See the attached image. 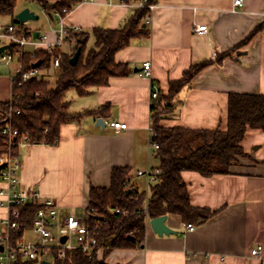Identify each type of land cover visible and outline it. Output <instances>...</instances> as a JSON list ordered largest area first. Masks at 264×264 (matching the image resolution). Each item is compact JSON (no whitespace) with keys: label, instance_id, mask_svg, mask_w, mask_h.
Returning a JSON list of instances; mask_svg holds the SVG:
<instances>
[{"label":"crops","instance_id":"crops-1","mask_svg":"<svg viewBox=\"0 0 264 264\" xmlns=\"http://www.w3.org/2000/svg\"><path fill=\"white\" fill-rule=\"evenodd\" d=\"M139 1L84 0L62 16V23L85 32L121 28L135 14ZM152 4L142 21L149 35L133 37L115 53L117 62L128 65L129 74L112 76L107 85L91 88L85 95L70 88L75 90L70 99L68 89V110L85 114L80 121L61 126L56 145L19 144L20 185L38 190L41 200L52 199L60 222L70 213L86 218L91 187H109L115 167L128 169L129 184L148 191L147 180L138 171L159 166L148 140L151 94L155 89L168 94L170 82L183 78L193 63L212 61L172 101L171 112L161 120L165 127L225 130L230 92L264 95V0H244L240 8H234L233 0H154ZM49 17L56 24L33 33L54 41L60 19ZM196 23L206 24L208 32L196 34ZM90 39L93 46L94 38ZM70 47L61 45L64 52ZM235 47L231 55L217 59ZM41 49L28 44L23 50ZM19 60L16 55L10 64H0L1 103L13 99ZM146 61L152 64L150 78L137 75ZM51 68L59 71L50 64L39 69L38 76L47 80ZM99 117L104 126L97 124ZM112 121L125 122L127 128L116 129ZM242 146L248 156L237 159L229 174L182 173L191 204L216 210L211 218L188 230L180 216L167 215L166 223L176 233L159 236L146 215L141 246L100 249L98 258L107 264H264V131L248 128ZM6 211L0 208V217ZM258 245L263 247L262 255H251Z\"/></svg>","mask_w":264,"mask_h":264},{"label":"trees","instance_id":"trees-1","mask_svg":"<svg viewBox=\"0 0 264 264\" xmlns=\"http://www.w3.org/2000/svg\"><path fill=\"white\" fill-rule=\"evenodd\" d=\"M19 0H0V17H10L11 23L26 29V24L16 19ZM36 3L45 14L55 17V13L66 16L75 6L84 0H24ZM129 3L131 0H122ZM149 4L154 0H148ZM147 7L138 8L135 14L121 28H94L90 32L75 31L68 28L65 44L70 50L61 52V64L54 84L35 75L27 81L14 77L13 99L8 103L0 102L3 117L0 120V158L17 156L19 141L28 137L29 143L56 145L59 142L60 128L68 122L80 121L85 114L71 113L65 94L75 88L79 95L88 94L91 88L105 86L112 76H123L130 72L126 63L115 60V53L129 45L137 36H148L149 30L142 26L148 15ZM258 30L255 29L250 37ZM94 45H87L89 37ZM84 40V41H83ZM238 47L217 56L221 61L231 55ZM13 53L16 47L10 46ZM79 51L76 64L70 59ZM54 53L37 50L32 56L23 53L21 59L25 69L41 61L39 69L50 66ZM211 60L193 63L180 80L170 82L169 93L158 91L153 100L152 127L156 134L153 139L158 144L154 150L159 159L161 170L159 181L151 184L147 201V215L150 218L162 215H178L185 223L199 225L211 218L216 210L197 207L191 204L187 183L183 179L184 171H195L203 176L229 174L234 163L240 157H247L242 140L248 128L264 131V95L244 92H230L228 95L227 128L192 129L184 127H165L161 124L171 112L172 101L181 90L188 86L193 77ZM48 64V65H45ZM102 109V108H101ZM95 110L99 113L101 110ZM20 111V113H16ZM92 113V112H89ZM10 126L19 131V135L9 138L2 132ZM109 187L92 186L89 195L90 211L88 222L93 228L98 244L89 256L80 248L68 250L64 259L55 258L50 264H107L99 259L97 253L106 248H132L141 246L146 230V191L140 192L128 182V169L115 167L111 173ZM42 207L38 201H32L21 208L26 224H30L37 210ZM120 209L117 213L116 210ZM126 212H123V211Z\"/></svg>","mask_w":264,"mask_h":264},{"label":"built area","instance_id":"built-area-1","mask_svg":"<svg viewBox=\"0 0 264 264\" xmlns=\"http://www.w3.org/2000/svg\"><path fill=\"white\" fill-rule=\"evenodd\" d=\"M148 0H140L137 2L139 8H153V4H149ZM244 4V0H233L234 8H240ZM55 15L60 19L58 34L54 41H49L46 34L34 36L30 30L19 28L16 25L0 23V46L8 45L9 47L0 53V64H10L19 55V68L16 76L21 81H27L31 77L38 75L39 68L25 69L21 56L24 53V47L32 45L35 49L43 48L50 53H54L51 64L59 69L61 64V52H54L56 48H61L65 38L68 35V27L62 23V16L59 13ZM147 22H149L147 18ZM75 31H81V28H72ZM193 31L197 34H205L208 32L206 24H195ZM15 46L16 51L13 53L10 46ZM34 56L35 52L30 53ZM146 61L143 68L137 72V75L149 77L152 72V64ZM158 96V90H153L151 94V105L153 100ZM16 113H20L17 110ZM111 126L116 129L127 128V123L121 121H112ZM4 134L9 138L19 135V131L10 126L2 129ZM156 132L152 125L149 128V147L155 150L158 147L154 136ZM28 137L23 136L19 144L27 143ZM6 164L0 169V181L5 186L0 187V208H4L6 214L0 217V264H42L47 261L49 264L55 259H64L68 250L80 248L89 256L92 255L94 247L98 244L93 228H91L88 217H78L74 213L62 221H59V214L56 204L52 199L46 198L41 200L38 190L33 188H25L20 185L18 171L21 167L18 156H8L0 158V165ZM159 168L147 167L145 170H139L138 175L145 176L148 185L146 192L145 210L147 215V201L151 184L159 181ZM38 201L42 207L37 210L30 224H26V218L22 214L21 208L27 203ZM117 213L120 209L116 210ZM123 212H126L125 210ZM188 230H194L192 223L186 225ZM263 247L258 245L251 249V255L261 256Z\"/></svg>","mask_w":264,"mask_h":264},{"label":"rangeland","instance_id":"rangeland-1","mask_svg":"<svg viewBox=\"0 0 264 264\" xmlns=\"http://www.w3.org/2000/svg\"><path fill=\"white\" fill-rule=\"evenodd\" d=\"M17 8L19 11L24 8H29L31 11L35 12V14L38 16L37 19H31L27 21L26 24V29L31 30L32 32L34 31H40L44 32L45 29H49L51 23L56 24V21H52L48 15H46L41 8L34 2H25L24 0H19L17 4ZM2 24H10L11 23V18L10 17H1L0 18ZM54 22V23H53ZM92 39H90L87 43L88 47L92 46ZM48 65V64H45ZM59 71H56V69L51 68L49 71L46 72V78L47 80L51 83L54 84L57 76H58ZM75 91L74 89H70L68 93L66 94L67 99L71 98V95Z\"/></svg>","mask_w":264,"mask_h":264},{"label":"water","instance_id":"water-1","mask_svg":"<svg viewBox=\"0 0 264 264\" xmlns=\"http://www.w3.org/2000/svg\"><path fill=\"white\" fill-rule=\"evenodd\" d=\"M37 18L38 16L35 14V12L31 11L29 8H24L18 13H16V19L21 23H26L27 21L31 19H37ZM38 34L39 32H35L34 36H38ZM8 47H9L8 45L0 46V53L5 51ZM241 54L242 52L240 51L237 52L238 56ZM78 57H79V51L76 52V54L70 59V63L72 65L76 64L78 61ZM40 64H41V61H37L34 64H32V67L37 68ZM104 123L105 122L101 117L97 118V124L104 126ZM5 165L6 164H1L0 169H2ZM166 221H167V215H162V216H158V217H154L150 219V225L152 229L159 236H163L164 234L169 235V234L176 233L175 230H173L167 225ZM42 264H49V263L47 261H44Z\"/></svg>","mask_w":264,"mask_h":264}]
</instances>
